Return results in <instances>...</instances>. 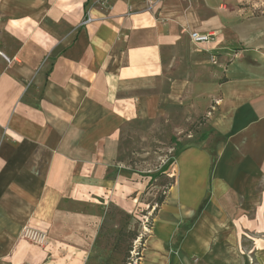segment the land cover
Segmentation results:
<instances>
[{
  "label": "crops",
  "instance_id": "0c3cea01",
  "mask_svg": "<svg viewBox=\"0 0 264 264\" xmlns=\"http://www.w3.org/2000/svg\"><path fill=\"white\" fill-rule=\"evenodd\" d=\"M166 80L210 109L140 264H264V0H0V264H86L104 206L145 191L121 130Z\"/></svg>",
  "mask_w": 264,
  "mask_h": 264
},
{
  "label": "rangeland",
  "instance_id": "374dc122",
  "mask_svg": "<svg viewBox=\"0 0 264 264\" xmlns=\"http://www.w3.org/2000/svg\"><path fill=\"white\" fill-rule=\"evenodd\" d=\"M158 114L127 123L121 130L119 160L138 172L148 184L132 211L117 205L102 209L103 220L86 264H140L145 237L154 223L153 213L173 178L171 168L177 154L192 145L210 108L202 99L191 103L170 99L166 80ZM154 175L152 179L151 176ZM245 264H252L246 259Z\"/></svg>",
  "mask_w": 264,
  "mask_h": 264
},
{
  "label": "built area",
  "instance_id": "2783aa9c",
  "mask_svg": "<svg viewBox=\"0 0 264 264\" xmlns=\"http://www.w3.org/2000/svg\"><path fill=\"white\" fill-rule=\"evenodd\" d=\"M191 39L194 43H204V42H208L211 40V36L208 33H202V32H198V31H193L190 33ZM23 238L34 242L36 244H42L46 241V234L43 233L42 231L26 226L24 228V232H23Z\"/></svg>",
  "mask_w": 264,
  "mask_h": 264
},
{
  "label": "trees",
  "instance_id": "16d2710c",
  "mask_svg": "<svg viewBox=\"0 0 264 264\" xmlns=\"http://www.w3.org/2000/svg\"><path fill=\"white\" fill-rule=\"evenodd\" d=\"M151 178L153 179V178H154V175H152ZM172 183H173V180H172L171 184H172ZM171 184H170V185H171ZM163 199H164V196L158 201V204H160V203L163 201Z\"/></svg>",
  "mask_w": 264,
  "mask_h": 264
}]
</instances>
